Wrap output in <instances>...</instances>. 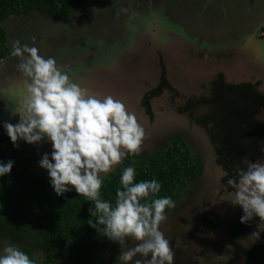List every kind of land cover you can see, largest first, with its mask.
<instances>
[{"label":"rangeland","instance_id":"rangeland-1","mask_svg":"<svg viewBox=\"0 0 264 264\" xmlns=\"http://www.w3.org/2000/svg\"><path fill=\"white\" fill-rule=\"evenodd\" d=\"M235 15L240 18L238 30H235V26L231 24ZM2 26L6 32L10 53L12 42L15 40H19L21 45L35 46L40 50V55L54 57L58 64L67 66L69 74L74 80L77 82L83 81L84 86L94 92H99L98 89L103 86L102 81H109L108 77L112 78L115 82H111L112 89H108L107 92L121 99L127 106L128 111L135 114L138 123L145 129L147 137L150 133V135L154 133L157 112L159 114V116L157 114V117H159L157 127L163 124L160 125L162 114H168L173 119L174 117L183 118L186 122V129L190 131L195 129L193 136H190L189 139L186 137L185 140L192 146L193 137L194 143L198 146V148L194 147L192 149L193 156H200L205 160L206 175L196 183L195 188L194 185H191V190L194 189L195 194H182L174 201L176 206L167 210L168 219L160 225V230L174 249V264H227L228 261L245 264L244 261L247 260L236 253V250L232 247L234 245L225 244L221 249L217 247L216 242L213 240H197L199 239L198 235L205 234L200 225L203 222L207 223L206 207L209 205L214 191L218 190L220 196L225 195L224 191L221 192L222 190L218 188V182L220 181V184H222L220 176L222 169L216 163L210 162V150L204 144L207 142L203 136V133L207 135L205 125L197 121L198 119L189 117L195 116L193 113H197L201 107L212 105L205 98L200 97L194 101V104H189L186 109H181L182 112H176L172 109V105L167 107L166 103L160 99L162 85L150 88L153 80L158 79L157 73L159 71L156 72L154 68L145 67L143 64L138 67L132 65L129 69L133 71L129 72L134 73L132 75V77H135L133 81L119 73L115 78V65L121 62L119 61L121 60V48L123 45L128 44L129 33L135 34V41H139L145 55L150 56L156 53L159 57L156 51L157 46L166 47V53L171 52V55L167 58L170 61H166V66H168L167 63L170 64L174 60L173 68L176 71H182V67L185 68L183 64L187 63L189 65L190 60L196 58L198 61L199 58L197 57L199 55H202L205 59L207 52H209L207 48H216L226 40L219 41L220 44H218L217 41L207 40L208 36L213 39L216 33L223 32L226 36L228 35L227 40H230L232 35L237 33L236 35H239V38H251L254 60L252 61V68L250 67L252 72L248 81L254 83L256 80L252 75L256 74V71L258 73L262 71L264 76V33L260 34L261 27L264 26V0H88L83 8L73 10L69 18L63 22L54 21L46 15L32 12L27 15L10 16L3 21ZM222 27H226L227 30ZM215 28L219 32H216ZM190 30H194L195 33L199 31L200 38H205L208 44L202 46L200 39L195 34H193L194 39L192 40L195 44L193 42L189 43L188 41L193 38L188 33ZM246 31L249 33L248 35L242 34ZM122 43L123 45H121ZM187 46H190V52L188 50L185 52L180 51V53L184 52L180 57L173 55L176 53V48L185 49ZM10 53L4 60L0 61V134H7L3 127L5 122L12 124L19 122V116L13 115L11 110H14L15 102L18 99V81L21 79L22 74L17 70L19 59L12 57ZM151 58L149 57V60ZM200 63H203V60ZM160 66L163 70L161 63ZM178 66L181 68L178 69ZM109 69L110 75L108 74ZM144 75L150 77L148 78L149 81L144 79ZM207 76L209 77L210 74ZM96 80L97 83H93ZM170 80L168 79V81ZM174 81V88L179 90L184 97L188 93H193L194 90L190 89V85L197 84H193L180 75L175 76ZM258 84L259 82L255 85ZM114 85L116 86L114 87ZM262 85H264V78ZM198 86L197 89L204 91V87L198 88ZM105 91L106 89L102 92ZM142 98H145L143 104L141 103ZM182 102H185V100ZM223 102L225 104L224 110L237 106L235 99H226ZM151 104H153V107H151ZM152 109L155 115L151 114ZM166 118L167 115H164L162 119ZM19 142L27 155L34 156L36 160L34 168L45 177L50 178L47 170L39 166V161L45 153H48L49 158H51V143L46 140L39 144H28L23 140ZM149 144L144 143L141 151L147 153L156 148L153 147L154 145L147 147ZM261 162H264V158ZM226 202H228V209H232V212L239 206L226 200H221L220 205L222 206ZM220 220L221 227L218 226L217 229L226 230V217L222 216ZM204 226L207 229V226ZM263 227L262 225L259 228L262 233H264ZM11 232L15 234V237H19V229L15 230L0 218V255L4 254L3 249L8 245L19 246L17 242L9 238L12 235ZM253 232H256V228H253L251 234ZM251 234L246 236L245 245L252 238ZM172 236L176 238L175 241H173ZM126 243L121 248L118 242L109 239L107 251L112 255L107 256L104 253L103 256H100L102 257L101 262L109 264V258L115 257L117 259L121 251L134 247L137 242L128 240ZM42 253L38 250L33 253L35 264H40L44 258ZM54 255L51 264H68L67 255L57 253ZM137 258L142 257L138 254L129 264H134V260ZM92 261H94V257L87 254L81 255L78 259L80 264ZM119 264H121L120 261Z\"/></svg>","mask_w":264,"mask_h":264},{"label":"clouds","instance_id":"clouds-1","mask_svg":"<svg viewBox=\"0 0 264 264\" xmlns=\"http://www.w3.org/2000/svg\"><path fill=\"white\" fill-rule=\"evenodd\" d=\"M39 53L35 46L12 42L10 55L19 59L17 70L22 74L18 99L11 110L19 122H5L3 127L13 146L19 147L20 140L51 143V158L43 154L39 166L47 170L55 193L63 195L74 188L78 195L94 202L95 210L90 208L89 212L98 216L95 223H89L91 227L103 231L121 248L128 240L137 242L121 251L117 257L121 264H129L138 254L142 258L134 264H174L175 253L160 225L168 219L167 210L176 205L171 197H159L162 185L158 180L135 182L136 169L125 167L115 203L101 199L103 177L127 156L140 154L148 139L145 129L121 99L94 92L83 81L74 80L67 66ZM144 76L149 81L150 77ZM259 152L264 154V141ZM13 165L11 160L0 161V177L9 174ZM227 184L234 191L221 200L242 207L240 222L246 224L254 217L264 221V162L248 161ZM260 233L258 225V231L251 235L259 240ZM3 253L0 264H35L15 245L4 247Z\"/></svg>","mask_w":264,"mask_h":264},{"label":"trees","instance_id":"trees-1","mask_svg":"<svg viewBox=\"0 0 264 264\" xmlns=\"http://www.w3.org/2000/svg\"><path fill=\"white\" fill-rule=\"evenodd\" d=\"M87 1L0 0V61L10 53L6 32L1 24L8 17L37 12L54 21L63 22L69 18L72 10L81 9ZM161 80V85L165 87V79ZM248 89L252 93L253 86L247 85V91ZM252 105L257 107L253 102ZM242 108L239 107L224 118L230 120L229 118L234 117L233 121L236 123L248 122L251 126L258 127L259 124L257 125L252 117L256 109L252 112L249 108L244 112ZM174 111L182 112L181 109ZM204 122L201 124L211 133V123ZM222 122L224 123V120ZM18 144L19 147H14L7 134H0V161H14L11 172L0 177V218L15 230L19 229V237H15L11 232L9 238L17 242L18 248L34 261L33 253L36 250L43 252L44 258L40 264H51L56 253L67 255L68 264H80L78 259L85 254L94 257V261L86 264H103L100 256L104 253L107 256L112 254L107 251L109 238L103 231L99 232L89 224L95 223L98 216L89 212L90 208L95 210L94 202L78 195L74 188L63 195H57L50 184V178L34 168V156L27 155L19 141ZM129 166L136 169L135 182L156 179L162 185L159 197H171L173 201L191 190L188 187L201 175L203 168L199 157H194L183 137L176 134L168 138L158 151L149 155H129L114 171L105 175L101 199L115 203L116 191L122 188L120 176L123 169ZM240 225L242 230H239L235 237L242 236L249 222ZM248 259L250 260L247 264H254L252 257ZM262 261L264 263V260ZM108 262L119 264L115 257L109 258Z\"/></svg>","mask_w":264,"mask_h":264},{"label":"flooded vegetation","instance_id":"flooded-vegetation-1","mask_svg":"<svg viewBox=\"0 0 264 264\" xmlns=\"http://www.w3.org/2000/svg\"><path fill=\"white\" fill-rule=\"evenodd\" d=\"M72 13V12H71ZM71 15V14H70ZM233 26H235V30H238V25H240V18L235 15L233 18V21L231 23ZM228 25V24H227ZM226 25V26H227ZM230 28L229 26H227ZM223 29L227 30L226 27H222ZM216 32H219L217 28L214 29ZM179 32L184 35L182 31L179 30ZM188 33L193 37L191 38L188 42L192 43L194 36L200 39V44L202 46L207 45L208 41L207 40H212V41H225L229 42H222V45L216 46V48H207V57L204 59L202 55H199V60L197 61L196 58L193 60H190L191 63L188 65L189 68V73L190 74H185L182 72V78H186L187 80L191 81L193 84L197 83L196 85L192 86L190 85V89L194 90L193 93H188L187 95L182 96V93L174 88L173 83L168 81L166 78L167 72L165 71L166 69V61L168 60L167 58L171 55V52L169 54L166 53L165 48H162L163 46L161 45L156 49V51L159 54L158 55L155 53V59L156 62L153 63V61H149L147 59V55H145V52L142 50L141 45H139V41H135L136 37L135 34H130L128 44L126 46L123 45L121 48V62L117 63L115 65V78L117 73L121 74L122 76L127 75V71H133L130 70L129 67L132 65H135L136 67L142 65V64H149L150 66L155 69L156 72H158V79L153 80V86L156 88L158 86H161V79H165L166 81V86H162L161 90V96L160 99L164 101L166 106L173 105L172 109L178 110V109H186V106L189 104H194V101L201 98H205L209 104L212 106L207 107H201L197 113H194L195 116H189L190 118L193 119H198L197 121L202 122L205 121L204 123H211L209 124L211 126V133H207V142L204 143L208 146L210 150V162L213 164L219 165V168L222 169L221 172V183L220 181L218 182V188L221 189L225 195H223L225 198H228L229 193L233 192L234 189L227 184L228 179L236 177V170L238 168H246L247 162H256V161H262L264 158V154H261L259 152V146L261 145V141H264V118H262V111H264V85L261 86L262 81H263V72L260 71L259 73L253 74L252 76L255 78V82H249V81H243L240 83H234V82H229L227 75L222 71L218 70L219 67L225 66V65H230L234 63H237L239 56H243V53L240 49L242 46L244 38H239V35H232V38L230 40H227V36L223 33L220 32V34H215V37L211 39L212 37L208 36V39L206 40L205 38H200V32H196L194 30L188 31ZM242 34L248 35L249 33L244 32ZM222 35V36H221ZM185 36V35H184ZM199 36V37H198ZM187 38V37H186ZM218 38V39H217ZM202 39V40H201ZM211 41V42H212ZM210 42V43H211ZM195 44V42H193ZM213 43V42H212ZM220 44V43H218ZM167 45V44H166ZM193 45V44H192ZM127 47V48H126ZM190 46H187L185 49L181 48H176L175 51L176 53L173 54L175 57H180L184 54L186 50L188 52L191 51L189 48ZM209 49V50H208ZM180 51H184L183 53H180ZM214 52V53H213ZM191 57H195L194 55H190ZM150 57V56H149ZM153 57V56H152ZM201 60H203V63H200ZM150 62V63H149ZM162 62L163 70H159L160 66L159 63ZM180 62V61H179ZM252 64V62H250ZM187 63H184L185 65ZM111 67V66H110ZM215 71L214 76H207L211 71ZM213 71V72H214ZM125 72V74H124ZM86 73V72H85ZM130 73V72H129ZM163 73V77L161 78V74ZM108 74L110 75V69L108 71ZM205 75V76H204ZM260 75V76H259ZM241 77H245L244 75L241 74ZM110 78V77H108ZM112 81H109V83L112 85ZM115 82V81H114ZM257 82H259L258 85H255ZM104 83V82H103ZM199 85V86H198ZM246 85V86H245ZM247 85L253 86V91L248 89L247 91ZM116 85H114L115 87ZM151 86L150 84V88ZM172 88H170V87ZM198 88L204 87V91L197 89ZM249 88V87H248ZM119 89V87H118ZM117 89V90H118ZM190 96V97H189ZM181 98H183L181 100ZM189 98V99H188ZM232 100L235 99L236 102L235 104L237 105L235 108H231L229 110H224V102L223 100ZM145 98L141 99V103H144ZM185 100V102H182ZM252 102L254 105H252ZM224 104V105H222ZM151 107H153V104H151ZM155 107H157L155 105ZM239 107L244 108V112L251 109L253 112V109L256 111L253 114L254 120H256V124L260 127L258 130V127H255L254 125L251 126L248 122H239L236 123L233 121L234 117L229 118L230 120H227L224 118L225 115H230V113H234V111ZM151 114L155 115L153 112V109L151 110ZM260 114V115H259ZM224 120V123L222 122ZM238 121V120H237ZM186 123V122H185ZM245 123V124H244ZM263 128V129H262ZM261 132V133H260ZM165 133V134H164ZM151 134V133H150ZM148 135V141L146 140L145 143L146 145L152 142V144H149L147 147H150L151 145H154V148L150 152H144L141 151L140 153H145L149 155V153H154V151H158L163 144L166 142V140L176 134H180L184 141L186 142L185 138L187 137L189 139L190 136H193V131L190 130H182V132H169V130H164L161 129L158 133L154 135ZM262 136H261V135ZM198 140V139H197ZM201 141H203L200 138ZM217 141V143H215ZM215 141V142H214ZM187 143V142H186ZM191 143L193 144L190 146L188 143V146L191 148V153L193 155V148H198V146L194 143V139L192 137ZM203 143V142H202ZM200 152V150L198 149ZM254 158H253V157ZM194 157H196L194 155ZM199 159L202 162V172L201 175L197 178L195 182H193L191 185H194V188L196 186V183L199 180H202L203 176L206 175V163L205 160L198 156ZM220 158H222L220 160ZM191 185L190 188L191 189ZM195 194L194 189L184 192L183 194ZM223 196H220L218 193V190L214 191L212 198L210 199L209 205L205 208L207 210V223L203 222L200 227H202V231L205 233L202 236L198 235L197 239L198 241H202L204 239L207 240H213L216 242V245L218 248L223 249V246L225 244H232L234 246L233 249L236 250L237 254L242 255L244 259L247 261L250 260L248 259L249 257H252L251 261L254 264H258V262H261V264H264L262 260H264L263 252H264V233H260V239L256 240L254 236L250 238V240L246 243L247 245L244 244L245 238L247 235H250L251 232L253 231V228H257L256 226L259 225V228L264 226V221H259L258 217H254L250 222L249 226L245 229L244 233L241 234L242 236L240 237H235L236 234H238L239 230H242V227L240 225V218L244 214L242 207L238 206L235 208L234 212H232V209H228V202H226L224 205H220L221 199ZM228 201V200H226ZM224 216L226 217L227 223H226V230L223 229H217V227H221V217ZM207 226V229L205 226ZM264 228V227H263ZM201 233V232H200ZM173 241L176 240L174 236H172ZM183 243V242H182ZM222 246V247H221ZM261 250V251H260ZM174 251V249H173ZM243 251V253H242ZM260 252L262 253L260 255ZM150 258V257H149ZM254 258V259H253ZM118 261V260H117ZM247 261H244L245 264ZM119 262V261H118ZM227 264H236V263H231L227 262Z\"/></svg>","mask_w":264,"mask_h":264},{"label":"water","instance_id":"water-1","mask_svg":"<svg viewBox=\"0 0 264 264\" xmlns=\"http://www.w3.org/2000/svg\"><path fill=\"white\" fill-rule=\"evenodd\" d=\"M250 39H248V38L245 39L243 44H242V46L240 47V49H241V51L243 53V56H242V58H241V56H239L240 58H238L237 63L233 62V64H230V65L228 64V65H225V66H222V67L218 68V70L219 69L222 70L227 75L229 82L240 83V82H243V81H248L249 78H250V75H251V72H252V69H251L252 67H251V63L250 62H252L254 60L253 48H252V43H251ZM256 51H258V50H256ZM150 57H152L151 60L153 61V63H155L156 62L155 55L151 54ZM147 59L149 60V56L148 55H147ZM167 61H170V60H167ZM167 64H168V66H166V69H167V71H166L167 74L166 75H167V78L169 80L171 79L170 82L173 83V85L175 84V81H174V77L175 76H179L180 75L182 77V72H184L185 74H190L188 65H185L184 69L182 67V71H180V70L176 71L173 68L174 60H172L170 64L169 63H167ZM180 68L181 67L178 66V69H180ZM213 71H211L209 73L210 77L215 75V71L214 72ZM256 73H258V72L256 71ZM209 74H207V75H209ZM241 74L244 75L245 77H241ZM125 78H127L129 80H132V73H127ZM111 80H112V78H109V81H111ZM109 81H102V83L103 82L104 83H103V86L98 89L99 93H101L103 95L109 94L107 92L108 89H112V87L110 86ZM93 83H97V80L94 81ZM105 89H106V91L102 92ZM121 90H122V88H121ZM261 113H262V118H264V111H262ZM157 114H158V112L156 113L157 123H156V127H154L153 135L156 134V132L158 133L161 129L169 130V132H172V131L173 132H175V131L182 132V130L183 131L187 130L186 129V123H185L183 118H175L174 117V119H173V117L171 115H168V114H162L163 117H164V115H167V118L166 119H162L163 117L160 118L161 119L160 125L162 123L163 124L160 127H157V125L159 124V121H158L159 117H157ZM158 116H159V114H158ZM168 118H170V119H168ZM182 119H183V121H182ZM203 136H204L205 140L207 141L206 134L203 133Z\"/></svg>","mask_w":264,"mask_h":264},{"label":"crops","instance_id":"crops-1","mask_svg":"<svg viewBox=\"0 0 264 264\" xmlns=\"http://www.w3.org/2000/svg\"><path fill=\"white\" fill-rule=\"evenodd\" d=\"M258 26V25H257ZM258 28H260V26H258ZM264 33V26L261 27V30H260V34Z\"/></svg>","mask_w":264,"mask_h":264}]
</instances>
